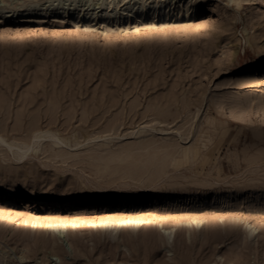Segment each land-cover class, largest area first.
I'll list each match as a JSON object with an SVG mask.
<instances>
[{
	"label": "rangeland",
	"instance_id": "rangeland-1",
	"mask_svg": "<svg viewBox=\"0 0 264 264\" xmlns=\"http://www.w3.org/2000/svg\"><path fill=\"white\" fill-rule=\"evenodd\" d=\"M182 2L0 19V264H264V0Z\"/></svg>",
	"mask_w": 264,
	"mask_h": 264
},
{
	"label": "bare ground",
	"instance_id": "bare-ground-1",
	"mask_svg": "<svg viewBox=\"0 0 264 264\" xmlns=\"http://www.w3.org/2000/svg\"><path fill=\"white\" fill-rule=\"evenodd\" d=\"M182 1L184 0H22L20 5L18 4V9L13 7L11 10L6 11L11 4L5 0H0V19L3 17H13L14 15L17 16L16 18H20L19 21L23 19L28 20L31 18L45 17H53L54 20L70 17L89 20L101 17V21L107 23L111 21L117 22L124 14L135 20L143 18L148 12H151L155 18L160 15L163 16L167 14L170 5L176 4L177 2L179 3L177 7L181 12L182 9H187L188 6V3H183ZM46 136L53 138L58 143H63V140L53 133H39L36 134L34 138L38 141ZM0 144H5L4 146H7L9 149L16 146L13 142H7L2 136H0ZM17 147V150H19V152H17L18 160L20 161L24 160L30 150L34 148L32 144L31 146L25 145ZM142 221V219H123L115 222L105 220L101 223V226L105 231L107 230L108 234L113 235L114 232H117L124 224L127 225L128 223H131V225L135 227L134 230H136V227H138ZM201 222L202 221L199 219L194 220L196 229L201 227ZM191 223H189L188 226H190ZM245 224L249 235H254L257 232V225L250 224L248 221H245ZM65 227V224L51 225L53 232H57V236L61 239L64 238ZM161 230L165 235L166 242L171 244L175 229L165 228L161 225ZM3 262L8 264V260L6 259H4Z\"/></svg>",
	"mask_w": 264,
	"mask_h": 264
}]
</instances>
